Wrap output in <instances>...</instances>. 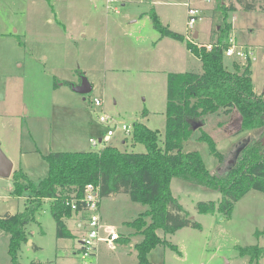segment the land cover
Returning a JSON list of instances; mask_svg holds the SVG:
<instances>
[{"label":"rangeland","instance_id":"obj_1","mask_svg":"<svg viewBox=\"0 0 264 264\" xmlns=\"http://www.w3.org/2000/svg\"><path fill=\"white\" fill-rule=\"evenodd\" d=\"M187 1L127 0L115 12L107 8L106 0H0V146L13 162V172L23 169L37 183L47 175L44 155L102 149L104 143L94 146L90 142L107 134L108 126L99 120L102 113L130 126L141 121L159 130L163 142L168 74L202 72L203 67L185 42L161 36L150 11L155 9L164 24L200 45L217 40L218 25L224 20L217 0H191L201 15L189 30ZM228 21L233 28L225 34V41L232 37L243 46H264V11L239 7L229 13ZM195 31L197 38H193ZM234 62L241 71L245 67L225 56L229 69H235ZM251 70L255 91L264 96V61L253 62ZM83 76L93 86L87 94L72 88ZM94 98L102 99L103 105L96 106ZM240 120L237 111L207 115L203 125L184 141L183 150L199 151L212 173L225 172L245 140L257 138L264 130H243ZM203 131L215 139L223 162L206 142L197 139ZM108 144L129 152L146 151L122 130ZM171 188L184 212L201 226H184L168 234L159 229L158 234L177 249L158 245L149 253L153 264H250L249 255H241L239 249L264 245V236L256 235L264 230V192L249 191L227 216L218 210L198 211L201 201L219 202V190L178 177L173 178ZM14 189L13 174L0 176V215L24 209L29 191L17 196ZM100 200L104 222L118 233L128 231L124 220L135 219L148 208L127 193L100 195ZM51 201L46 199L36 220L26 226L28 240L19 251L20 262L83 264L79 248L84 232L65 219L74 234L59 238ZM136 234L130 243L99 244L94 263L139 264L135 244L143 235ZM8 244L9 236L0 233V264H13Z\"/></svg>","mask_w":264,"mask_h":264},{"label":"trees","instance_id":"obj_2","mask_svg":"<svg viewBox=\"0 0 264 264\" xmlns=\"http://www.w3.org/2000/svg\"><path fill=\"white\" fill-rule=\"evenodd\" d=\"M229 1L217 0V9L224 20L218 25L217 40L209 43L212 44L211 49L164 24L155 9L150 11L154 28L161 36L185 42L188 50L201 60L203 67L202 72L168 74L163 142L159 130L141 121H134L133 142L143 144L145 152H129L113 144L97 151L50 152L44 155L48 163L47 175L37 183L23 169L13 172L14 193L22 196L29 191L22 211L0 215V233L9 236L8 253L13 264H22L19 251L22 243L28 240L26 226L36 220V214L46 199L52 200L51 212L57 224V236H73L64 219L75 211L64 205V199L83 195L89 183L98 187L101 196L127 193L132 201L148 207L138 217L127 222L135 232L143 235V239L135 245L139 264H152L149 253L160 244L177 249L158 234L159 229L168 234L184 226H201L184 212L183 206L174 197L171 188L173 178L178 177L222 192L219 202H199L197 207L200 213L218 210L231 216L235 203L249 191L264 192V144L261 141L264 130L257 138H250L236 152L233 161L221 174L208 169L199 151L183 150L184 141L195 134L193 122L204 123L207 115L220 111L225 114L237 111L243 130L264 128V96L255 91L251 64L241 71L234 62L235 69H229L225 64L228 44L223 39L233 28L228 21L231 11L239 7L264 11V0ZM58 84L55 83L56 86ZM143 115H147V111ZM197 139L206 142L211 153L220 162L224 161L215 139L209 133L203 131ZM256 235L264 236V230H258ZM239 252L249 255L250 264H260L264 257V245L241 247Z\"/></svg>","mask_w":264,"mask_h":264},{"label":"built area","instance_id":"obj_3","mask_svg":"<svg viewBox=\"0 0 264 264\" xmlns=\"http://www.w3.org/2000/svg\"><path fill=\"white\" fill-rule=\"evenodd\" d=\"M127 0H106L107 8L115 12H119V6L125 5ZM188 12V29H194L196 21L200 17L199 6H194L191 0L187 3ZM228 47L225 50V55L240 61L244 66L262 59L264 61V46L251 47L237 44L230 37L227 41ZM207 48L211 49L212 44H207ZM96 106H102L103 100L94 98ZM99 120L108 126L107 134L99 139L91 138L92 145L97 146L99 143H104L103 147L108 145V142L116 136L118 130H122L125 136L132 135L133 126L122 123L115 116L102 113L99 115ZM125 139V138H124ZM123 141L125 142V140ZM100 195L98 187L93 183L86 185L83 195L69 196L64 199V205L72 211L83 212L85 215L86 232L80 242L79 253L83 259V264H95L93 258L97 253V246L104 242L110 247H115L120 234L111 225H105L102 219L100 208Z\"/></svg>","mask_w":264,"mask_h":264},{"label":"water","instance_id":"obj_4","mask_svg":"<svg viewBox=\"0 0 264 264\" xmlns=\"http://www.w3.org/2000/svg\"><path fill=\"white\" fill-rule=\"evenodd\" d=\"M198 36H199L198 31H195L193 38H197ZM72 88L75 92H78L80 94H87L92 91L93 86L88 80V78L83 76L81 82L78 85H73ZM192 125H193V129L196 130L197 128L201 127L203 123L193 122ZM249 140L250 138L246 139L245 142L237 149L236 152H239L242 146L246 144ZM261 141L264 144V133L261 137ZM13 168H14L13 162L8 158V156L5 154V152L2 150L0 146V176H4V177L11 176V174L13 173Z\"/></svg>","mask_w":264,"mask_h":264},{"label":"crops","instance_id":"obj_5","mask_svg":"<svg viewBox=\"0 0 264 264\" xmlns=\"http://www.w3.org/2000/svg\"><path fill=\"white\" fill-rule=\"evenodd\" d=\"M169 25V24H168ZM170 26V25H169ZM198 34H199V32H198ZM124 142V141H123ZM13 174V173H12ZM102 213V212H101ZM84 218H85V215H84V213L83 212H74L71 216H69V217H67V218H65V219H68V220H70L73 224H75L76 225V227H77V230L79 231V232H84V234H85V232H86V227H85V221H84ZM64 219V220H65ZM102 219H103V216H102ZM133 220V219H132ZM132 220H124L123 221V225H124V227H127L128 228V231L126 232V233H122V232H119L120 233V238L117 240V242H116V245H119V243H130L131 241H132V238L134 237V236H136L137 234H136V232H135V229H133L132 227H129L128 225H127V222H129V221H132ZM103 222H104V220H103ZM65 223H66V225H67V227H68V224H67V222L65 221ZM104 224L105 225H110V224H107V223H105L104 222ZM69 229V228H68ZM70 231H71V233L72 234H74V232L71 230V229H69ZM83 238V237H82ZM82 238H80V242H81V240H82ZM102 243H104V242H102ZM101 244V243H100ZM104 244H106V243H104ZM9 245V244H8ZM115 245V246H116ZM136 245V244H135ZM153 264V263H152Z\"/></svg>","mask_w":264,"mask_h":264}]
</instances>
